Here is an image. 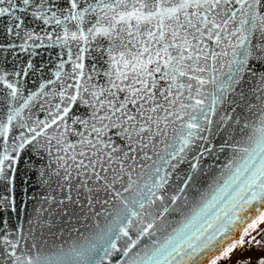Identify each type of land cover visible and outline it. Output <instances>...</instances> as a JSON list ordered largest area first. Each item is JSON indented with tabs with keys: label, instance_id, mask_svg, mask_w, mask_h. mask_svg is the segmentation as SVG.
Returning a JSON list of instances; mask_svg holds the SVG:
<instances>
[{
	"label": "snow or ice",
	"instance_id": "1",
	"mask_svg": "<svg viewBox=\"0 0 264 264\" xmlns=\"http://www.w3.org/2000/svg\"><path fill=\"white\" fill-rule=\"evenodd\" d=\"M4 3L5 0H0V4ZM8 3L10 8L0 7V16L17 10L18 6L12 0H8ZM22 3L24 8H20V11L26 12L32 6L33 17L42 19L45 24L50 20H55L57 25L61 23L56 12L51 17L45 16L43 9L46 0H41L37 5H32V0H22ZM100 3L103 5L99 8L102 15L87 29V33L79 29V24L84 21L85 13H97V6L89 5L80 10L78 0H69V7L59 10L62 14L68 13L65 20L77 21L78 31L69 33L65 29L63 37H57V40L62 39L64 45H68L69 41L83 42L85 45L79 48V54L72 62V73L68 78L74 83L62 84L61 90L56 93L61 98V103L56 104L55 110L49 112L47 120L38 121L36 127L20 126L22 131L18 136L12 137L14 142L20 141L12 148L13 153L16 154L26 145L38 143V138L43 136L49 155L52 154L53 141L57 153L63 154L56 156V161L64 172L63 180L68 181L74 170L75 175L84 177L80 186L89 193L93 191L88 186L91 182L97 189L102 188L106 193H111L115 199L121 196L120 192L115 191V184L122 177L112 167L114 157L122 156L126 160L130 158V153L135 152L142 153L144 159H151L145 151L149 143L158 136L166 135L168 125H175L177 121L181 122V137L178 144L169 146L171 150L168 151L167 158L162 157V165L156 167L149 176L150 183L145 184L147 190L138 193L139 199L132 201L136 207H129L126 200L122 201L124 206L109 222V226L101 230L96 242L76 253L82 264H104L113 250H119L117 241L122 238H127L123 255L128 257L145 235L152 234L149 230L154 228L155 220L146 223L133 238L129 234L133 217H140L148 204H154L157 200L164 202L167 196L165 186L169 184L171 176L166 169L169 166L175 169L178 164L183 163L185 157L182 154L186 149L190 150L193 146L198 149V154L192 157L196 161L210 151L204 146V142L208 141V136L204 133H212L217 108L229 104V93H234L244 80L249 58L257 48L253 43V34L258 31L264 37V0H100ZM16 19L20 22L15 28H20L23 20L20 17ZM13 31V28L8 29L9 33ZM25 35L28 39L33 38L32 33L26 32ZM98 37L108 41L106 47L97 42ZM48 38L51 39V36ZM93 42H97L96 51L101 57L106 56L104 62L107 67L101 71L93 65L92 71L97 77H102L105 84L89 85L93 77L90 74L85 76L83 54ZM229 49L232 52V59L228 62L229 70L224 74L223 80H217L216 64L222 57L228 56ZM71 56L72 53L69 52V57ZM59 67L63 68V64ZM55 75L60 80L61 73L57 72ZM0 82L11 90L9 96L15 99L17 87L3 76H0ZM209 86H212L210 92L207 90ZM43 87L45 85H41ZM240 97L243 102V92ZM31 98L30 96L28 100ZM257 99L261 100L259 111L262 126L257 130L259 136L254 146L243 149L248 154L243 167L239 169L243 174V186L237 185L234 189L241 203L233 204L237 209L235 218L243 222L239 212L253 207V201L258 202L255 205L258 216L249 225L252 230L264 223V98ZM28 100L20 108L10 110L7 123H0V137L4 138L5 143L12 131L9 126L27 106ZM74 106H83L86 118L75 115ZM229 106L232 113H235L240 103L232 101ZM255 107L256 105L247 104L249 112ZM227 119L229 118L225 113V119L221 123L227 122ZM76 125L82 130L72 127ZM247 127L248 124L245 123L239 131L244 132ZM49 129L53 130L52 134H49ZM69 135L77 139L69 140ZM134 144L136 147H133ZM120 145H124L127 150ZM224 146H229L227 141L221 150ZM131 158L135 160V157ZM15 159L17 156L8 155V149L5 148L0 158V174L5 172V163L11 167ZM173 160L176 163H172ZM191 167L195 170L197 164L193 163ZM110 171L113 173L111 179L108 176ZM120 171H124L122 162ZM55 175L61 177L59 171ZM190 180L191 176L179 188V193L184 192ZM131 186L129 184L124 191L127 192ZM247 193H251V196ZM236 197L229 195L228 199L235 200ZM179 198L178 194L171 196V204H176ZM68 199L71 200V197ZM167 212L169 206L163 208L160 216ZM203 215H207V212L204 211L196 220L202 219ZM196 220L180 231L182 239L179 242L162 246L152 256H140L137 253L125 264H191L195 257L202 256L214 243L223 245L231 239V220L210 233L212 222H207L206 227L200 226L191 231ZM244 234L249 235L247 230ZM248 243L258 245L259 241L251 236ZM244 245L245 240L241 238L220 255L210 258L206 264H219L221 259H230ZM0 246L5 248L12 264H41L39 256L28 255L27 251L17 254L19 240L10 239L8 234L0 236ZM161 256L164 257L163 262L158 258ZM236 264H250V261L237 260ZM258 264H264V258Z\"/></svg>",
	"mask_w": 264,
	"mask_h": 264
},
{
	"label": "water",
	"instance_id": "2",
	"mask_svg": "<svg viewBox=\"0 0 264 264\" xmlns=\"http://www.w3.org/2000/svg\"><path fill=\"white\" fill-rule=\"evenodd\" d=\"M12 2L18 6L17 10L0 16V76L13 83L18 92L13 99L9 96L11 90L0 82V123H7L10 110L20 108L30 96L32 98L9 126L12 131L8 135L7 143L0 137V158L5 148L8 149V155L17 156L11 167L7 162L5 163V172L0 174V236L8 234L10 239L19 240L20 248L17 249V254L27 251L28 255L39 256L41 264H82L81 258L76 253L96 242L101 230L109 226V222L124 206L122 201L126 200L129 207H136L132 201L139 199L138 193L147 190L145 184L150 183L149 176L155 168L162 165L161 158H167V153L171 150L169 146L179 143L181 122L177 121L175 125L169 124L165 129L166 135L158 136L149 143L145 151L151 159H144L142 153L135 152L130 153V158L126 160L122 156L114 157L112 167L122 177L115 184V191L120 192L121 196L115 199L112 198L111 193H106L102 188L97 189L91 182L88 186L92 187L93 191L89 193L80 186L84 177L75 175L74 170L73 176L68 181L63 180V169L56 161V156L63 154L57 153L53 141L52 154L49 155V148L43 136L38 138V143L26 145L24 149H19L14 154L12 148L20 141L14 142L12 137L18 136L22 131L20 126L36 127L38 121L47 120L49 112L54 111L55 105L61 103V98L56 93L61 90L62 84L74 83L68 78L72 73V62L79 54V48L85 45L77 41H69L68 45H64L62 39L57 40V37H63L65 29L69 33L78 31L77 21L65 20L64 17L68 13L62 14L59 11L69 7V0H46L43 9L45 16L51 17L52 13L56 12L57 18L61 21L59 25L55 20L45 24L42 19L33 17L32 6H29L26 12L20 11V8H24L22 0H12ZM40 2L41 0H32V5ZM78 4L80 10L89 5L97 6V13H85L84 21L79 24V29L87 33V29L95 23L98 16L102 15L99 8L103 5L100 0H78ZM0 7L10 8L11 5L5 0ZM16 17L23 20L20 28H15L20 22ZM9 28H13L14 31L9 33ZM17 32L19 35H16ZM26 32L32 33L33 38L28 39ZM49 36L51 39L48 38ZM97 42L105 47L108 44V41L102 37H98ZM97 42L88 45V51L83 54L85 76L90 74L93 77L89 85L105 84V80L97 77L92 71L93 65L101 71L107 67L104 62L106 56L101 57L96 51ZM253 43L257 48L249 58L244 80L234 93H229V104L236 101L240 103V107L235 113H232L229 104L217 108L213 117L212 133H204L208 136L204 146L210 151L205 152L196 161L192 157L198 154V149L194 146L190 150L186 149L182 154L185 157L184 162L178 164L175 169L171 166L166 169L171 176L169 184L165 186L167 196L164 202L157 200L154 204H148L140 217H133L134 222L129 227V234L133 238L146 223L155 220L154 228L149 230L152 234L145 235L128 257L123 255L127 238L117 241L119 250H113L104 260V264H125L137 253L140 256H152L162 246L179 242L182 239L180 231L200 217L204 211L207 215L196 220L191 231L200 226L206 227L207 222H212L210 233L229 220L232 221L229 225L231 239L223 245L214 243L202 256L195 257L191 262V264H206L210 258L219 255L227 245L236 241L244 229L257 218L258 213L255 211L257 201H253V207L239 212L243 222L235 218L234 213L237 209L233 207V204L241 203L234 189L237 185L243 186L241 183L243 174L239 169L248 158V154L243 149H251L254 146L259 136L257 130L262 126L259 111L261 100L257 97L264 98V79H261L264 77V50H261L264 48V37L258 31L253 34ZM69 52L72 53L71 58ZM231 59L232 52L229 49L228 56L222 57L216 64L217 80L225 78L224 74L229 70L228 62ZM61 64L63 68L59 67ZM57 72L61 73L60 80L56 79ZM48 81L53 83L49 84ZM41 85L45 87L41 88ZM207 90L210 92L212 86ZM241 92L244 94L243 102H241ZM249 103L256 105L251 112L247 109ZM74 112L75 115L86 118L83 106H74ZM225 113L229 119L221 123L225 119ZM245 123L248 127L244 132H240V127ZM69 124L71 125V121ZM72 127L80 129L78 125ZM48 131L52 134L53 130ZM25 134L27 135L26 132ZM68 138L72 141L77 139L72 135ZM225 141L229 146H224L221 150ZM120 146L127 150L124 145ZM133 147L136 145L134 144ZM131 157H135V160ZM121 162L124 171H120ZM172 163L176 161L173 160ZM193 163L197 164L195 170L191 167ZM57 171L61 173V177L55 175ZM112 175L110 171L109 179ZM189 176L191 180L188 186L184 192L179 193V188L184 186V181ZM129 184L132 186L125 192L124 189ZM228 185L232 187L229 188ZM177 194L180 198L173 205L170 197ZM229 195L236 199L229 200ZM247 195L251 196V193ZM69 196L71 200L68 199ZM105 200L110 202L104 203ZM165 206H169V212L160 216ZM158 258L163 262V256ZM0 264H12L3 246H0Z\"/></svg>",
	"mask_w": 264,
	"mask_h": 264
},
{
	"label": "rangeland",
	"instance_id": "3",
	"mask_svg": "<svg viewBox=\"0 0 264 264\" xmlns=\"http://www.w3.org/2000/svg\"><path fill=\"white\" fill-rule=\"evenodd\" d=\"M245 230H247L249 235L244 234ZM251 236L256 237V239L259 241L258 245L248 243V240ZM241 238L245 240V245L243 248H238L232 254L230 259H221L219 264H236L237 260H245L250 261V264H258L259 260L264 258V223L259 224L255 230H252L249 228V226H247L236 241H239ZM233 242L227 245L223 250H226L227 247H230Z\"/></svg>",
	"mask_w": 264,
	"mask_h": 264
},
{
	"label": "flooded vegetation",
	"instance_id": "4",
	"mask_svg": "<svg viewBox=\"0 0 264 264\" xmlns=\"http://www.w3.org/2000/svg\"><path fill=\"white\" fill-rule=\"evenodd\" d=\"M218 256V255H217ZM216 257V256H215ZM215 257H213V258H215Z\"/></svg>",
	"mask_w": 264,
	"mask_h": 264
}]
</instances>
